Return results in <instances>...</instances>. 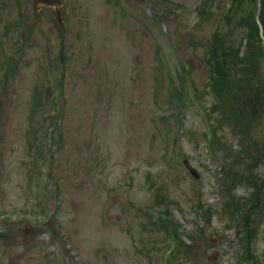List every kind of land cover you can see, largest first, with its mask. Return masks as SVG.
Segmentation results:
<instances>
[{
	"label": "rangeland",
	"instance_id": "obj_1",
	"mask_svg": "<svg viewBox=\"0 0 264 264\" xmlns=\"http://www.w3.org/2000/svg\"><path fill=\"white\" fill-rule=\"evenodd\" d=\"M33 1L0 0V264H165L173 228L169 264H264V116L231 192L208 88L213 41L241 46L233 1L66 0L62 31Z\"/></svg>",
	"mask_w": 264,
	"mask_h": 264
},
{
	"label": "trees",
	"instance_id": "obj_2",
	"mask_svg": "<svg viewBox=\"0 0 264 264\" xmlns=\"http://www.w3.org/2000/svg\"><path fill=\"white\" fill-rule=\"evenodd\" d=\"M255 5V0H249L246 12L237 20L239 25L244 27L241 46L236 49L231 48L226 38L220 43L214 40L210 52L207 53L208 63L213 70L209 89L215 100L214 106L221 113V123L228 125L233 134L239 138L240 152L233 158L227 160L228 156H226L224 159L223 179L229 191H231L229 183H234L238 179L251 184L254 178L250 172L261 157L259 152H256V148L252 151L249 149L250 145L246 144L247 139L252 135L254 125L264 116V76L260 65L264 59V51L254 19ZM238 7L240 8V2ZM243 163L252 165L248 168L247 174H240L235 168ZM229 202L228 208L237 206L232 200ZM262 203L263 200L256 196V202H252L251 207H258V204ZM244 209L239 213L246 228L245 235L248 236L256 229L250 230L254 212Z\"/></svg>",
	"mask_w": 264,
	"mask_h": 264
},
{
	"label": "water",
	"instance_id": "obj_3",
	"mask_svg": "<svg viewBox=\"0 0 264 264\" xmlns=\"http://www.w3.org/2000/svg\"><path fill=\"white\" fill-rule=\"evenodd\" d=\"M64 0H35L34 1V7H38L40 5H44L48 7L49 9L54 8L55 9V19L58 22V25L61 26V11L60 6L62 5ZM260 16H259V22L260 25H262V30L264 29V0H261V9H260ZM186 168L190 171L193 177L197 178V173L195 170H192V168L189 166L188 161H184Z\"/></svg>",
	"mask_w": 264,
	"mask_h": 264
},
{
	"label": "bare ground",
	"instance_id": "obj_4",
	"mask_svg": "<svg viewBox=\"0 0 264 264\" xmlns=\"http://www.w3.org/2000/svg\"><path fill=\"white\" fill-rule=\"evenodd\" d=\"M263 33H264V30H263Z\"/></svg>",
	"mask_w": 264,
	"mask_h": 264
}]
</instances>
